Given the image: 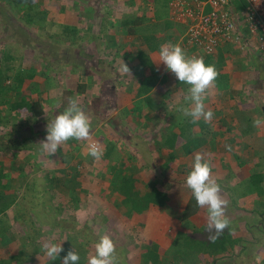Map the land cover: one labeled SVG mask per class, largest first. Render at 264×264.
Here are the masks:
<instances>
[{
    "label": "rangeland",
    "instance_id": "obj_1",
    "mask_svg": "<svg viewBox=\"0 0 264 264\" xmlns=\"http://www.w3.org/2000/svg\"><path fill=\"white\" fill-rule=\"evenodd\" d=\"M27 1L29 6L15 7L0 0V71L4 73L5 88L3 96L0 95L3 97L0 101L4 100L0 102L3 149L0 161H5L7 176L0 182L9 186L4 190L5 199L13 205L9 214L18 217V220L5 219L11 226L7 233L10 242L5 245L0 234L3 242L0 264L4 261L62 264L66 251L73 247L80 260L88 264V257L95 255L96 241L105 234L115 243V264H264V201L247 190L244 173L241 176L240 149L231 148L230 154L209 153L207 148L198 152L205 153V158L211 161L213 178L227 187L228 191L222 190L221 195L227 201L228 227L231 235L241 242L223 256L215 257L199 253L196 250L199 247L191 246L187 238V235L191 237L190 242L203 238L201 232L208 228L207 209L197 205L186 184L193 154L183 155L181 146V154L171 159L169 149L174 147L166 148L164 138L173 132L170 124L175 118L180 117L190 129L200 127L199 122H193L178 110L181 105L175 104L181 100L180 104L189 105L185 100L188 86L182 84L176 88L179 93L174 98L176 102L170 100L171 104L167 95H159L160 100L167 99L165 106L162 103L160 109L153 111L151 101L156 104L157 92L152 96L148 92L143 100L138 90L141 68L125 62L123 57L125 50L149 52L150 45L159 52L160 45L166 42L180 43L188 55L195 54L188 50L179 29L173 31L176 37L170 36L172 28L167 26L170 21L156 23V7L161 3L155 0ZM165 4L164 0V8ZM170 8L176 22L175 10ZM30 12L37 19L31 24L26 22ZM114 34L118 37L116 44L110 37ZM109 46H113V52ZM156 57L159 59L158 54ZM125 66L128 71L124 70ZM28 75L40 79V93L27 92L30 86L35 87L33 84H23V91L8 90V86L19 83L17 79ZM63 80L69 83L67 88L81 94L74 97L70 88H63ZM208 92L205 100L210 98L211 90ZM68 97L77 98L90 117L92 135L85 140L84 147L88 150L89 143L96 142L109 155L95 159L84 150L80 154L84 155L82 161L72 164L70 169H57L62 161L60 152L70 147H65L64 142L48 158L39 144L46 137L48 120L64 110L61 105L67 106ZM22 98L36 105L35 109L13 110V105ZM17 141H21V147L16 145ZM220 142L225 144L223 140ZM25 148L31 151H24ZM123 168L130 169L134 178L120 187V182L115 184V176L122 174L129 178L127 169ZM59 175L61 178L56 181ZM121 188L141 194L155 189L166 194L168 201L161 206L151 196L147 210L128 217V207L122 201L126 196ZM189 206L195 213L186 215ZM50 241L62 244L64 249L55 261L45 255L44 245ZM183 241L190 245L184 256L177 252L178 245L185 246Z\"/></svg>",
    "mask_w": 264,
    "mask_h": 264
},
{
    "label": "crops",
    "instance_id": "obj_2",
    "mask_svg": "<svg viewBox=\"0 0 264 264\" xmlns=\"http://www.w3.org/2000/svg\"><path fill=\"white\" fill-rule=\"evenodd\" d=\"M170 10L171 8H169V10L166 11L165 16L162 17L161 19H157L155 18V16L154 18L156 23L170 21L171 24L170 28H172L170 32L172 35L170 36L173 37L174 35L176 37L173 31L176 29L182 31L181 28L183 26L172 19V16L170 15ZM140 16L141 15H139V17ZM110 37L111 40L113 39V43L117 42L118 37H116V34H114V36L110 35ZM112 47L113 46H109L111 52H113ZM190 51L192 52V50ZM157 54H158V49L155 50L151 49L149 52L138 50V53H133L132 50H125L123 57L125 58V62L128 61L133 62L135 64H138L139 66L138 68H141L142 76L140 77L139 80L142 82L141 85L138 87L139 91L142 84L146 81L149 82L150 78L156 74L157 82L154 86H152L148 95L152 96V94L157 92L156 94L158 96L156 99L157 101L155 100V103L160 109L162 103H163V107L165 106L164 101L166 102L167 99L169 101V104H171L170 100L174 99L179 93L178 91H176L177 90L176 88L178 86H182V84L184 83L180 82L175 77V75L173 76L169 75L170 72L166 70V67L163 64H157L159 62V59L156 57ZM190 55L191 54H189V56ZM213 57H214V61H216L215 62L216 69L219 74L216 80L214 81V83L212 84V86L210 87L211 90L210 98L204 101L206 105V110H210L214 113L212 120L208 122H205L203 119L197 121V123L199 122L200 127H197V129L194 130V126L192 127L190 125V127L193 128L190 129L189 127H187L188 125H186L185 122L179 120L180 117L178 119L175 118V120L173 119L170 126L171 129H173V132L179 135V139L177 144H175L174 146L166 145L165 147L166 148L174 147V149H172L173 151L169 149V152L171 153L170 156H172L173 154L174 155L181 154L180 148L181 146H183L182 144H184V142L183 143L181 142L182 140L181 132L183 128L186 127V131H189L194 138L202 137L205 139L204 145L201 148L197 149L195 152L207 148L209 153L224 151L225 153L230 154L229 152H232V149L229 150L228 148L229 145L234 150L240 149L241 176L244 173L245 175L244 178H246L245 180L247 181V183L252 182V180H255L254 185L256 187L257 186L264 187V123L260 124L259 126H254L253 123V121L256 119L264 118V55L256 52L255 50H252L250 52L240 51L239 49H237L235 45L225 44L222 47H220L215 54H213ZM203 58L204 60H207L209 56L204 55ZM214 61L210 62L209 64H213ZM29 78L31 79H26L24 85L26 84V86H30V84H33L35 85V87L30 86L29 91L27 92L32 93L33 91H36L40 93V89L38 87L40 79L35 75ZM62 84H63V88L66 85L70 86L67 80L66 81L63 80ZM24 85L21 87L19 91H23ZM78 87H79V83L77 85V91H78ZM69 88H67L66 86V89ZM69 91H71L72 94L75 93L74 97L77 95L79 96L81 94L80 91L73 92L71 88ZM148 95L143 94L142 97L144 101H145V97ZM159 95L160 96L167 95L166 97L167 99L160 100L158 98ZM174 100L176 102V99ZM180 102L181 100L175 104L182 105L180 104ZM42 106L44 107V105ZM64 108L65 106L61 105V109ZM226 108H229L231 113H227L228 109ZM41 117L42 116H40V118ZM164 119L166 120L168 118H165L164 116ZM198 130H201V133H198ZM220 140L225 141V144L220 142ZM20 142L19 141L16 142V145H19V147H21ZM71 143L69 141H66L64 143L65 147L69 146L70 148H68V150L66 151L64 150V152H60L62 161L60 164L57 165V169H64V168L70 169L72 167V164H75L83 160L84 155L80 156V154L84 152V150L89 152L84 147V145L86 144L85 140L73 139ZM219 146L227 147V148L226 149L221 148L217 150L218 149L217 147ZM29 148L32 149L34 147L30 146ZM29 148L27 149L25 148L24 151H31V149ZM2 150L3 149L0 146V159H2L1 156ZM58 151L59 150H57V152ZM72 153H77V155H74ZM47 154H48L47 157L49 158L52 157L55 153L53 154L47 152ZM71 158H73V161H69L71 160ZM84 161L89 162V160H84ZM98 161L99 160H96V162ZM4 165H5V161L1 160L0 168L2 167L5 172ZM180 165L178 163V166ZM51 168H53L54 170L53 164L51 165ZM253 193H255L254 196L257 195L261 196V199L264 201L263 193L260 194L258 191H254ZM2 243L3 242H1L0 240V245H2Z\"/></svg>",
    "mask_w": 264,
    "mask_h": 264
},
{
    "label": "clouds",
    "instance_id": "obj_3",
    "mask_svg": "<svg viewBox=\"0 0 264 264\" xmlns=\"http://www.w3.org/2000/svg\"><path fill=\"white\" fill-rule=\"evenodd\" d=\"M158 56L157 64H163L180 82L188 85L185 100L190 103L188 106L181 105L178 110L191 117L193 122L201 119L205 122L211 121L214 113L206 110L204 101L219 74L216 66L206 63L202 56H189L180 43L161 44ZM124 70L129 69L125 66ZM253 123L254 126H259L264 123V118L256 119ZM91 128L90 117L80 106L79 100L68 97L64 110L54 119L48 120L46 137L39 145L43 152L54 154L59 146L69 139L89 140L92 135ZM228 148L231 150L230 145ZM88 150L95 159H100L104 154L103 146L96 142L90 143ZM205 157V153H193V163L187 174L186 184L192 190L197 205L206 207L209 239L215 240L229 226L230 221L225 215L227 201L221 195L222 187L213 178L211 161ZM95 249V255L88 257V264H115V243L110 236H100L95 243ZM44 251L46 256L55 261L60 258L64 249L62 244L50 241L44 245ZM79 260L80 255L73 247L66 251L62 264H77Z\"/></svg>",
    "mask_w": 264,
    "mask_h": 264
},
{
    "label": "built area",
    "instance_id": "obj_4",
    "mask_svg": "<svg viewBox=\"0 0 264 264\" xmlns=\"http://www.w3.org/2000/svg\"><path fill=\"white\" fill-rule=\"evenodd\" d=\"M171 6L194 55L215 54L225 44L264 55V0H176Z\"/></svg>",
    "mask_w": 264,
    "mask_h": 264
},
{
    "label": "trees",
    "instance_id": "obj_5",
    "mask_svg": "<svg viewBox=\"0 0 264 264\" xmlns=\"http://www.w3.org/2000/svg\"><path fill=\"white\" fill-rule=\"evenodd\" d=\"M3 1L8 2L15 7H21L22 5H28V6L30 5L29 1H27V0H3ZM155 1L157 2V4L161 3V4H159L160 5L159 7L158 6L156 7V12H155L156 18L161 19L162 17L165 16L167 9L169 10L171 0H165V3H166L165 8L163 6L164 0H155ZM189 1H191V0H189ZM140 20H143V18L140 17ZM35 21H37L35 15L30 12L26 17V22L31 24V23H34ZM167 26H170V23L167 24ZM181 30H183V29H181ZM180 32H182V31H180ZM150 48L153 49V46L150 45ZM207 56H209V58H207V60H205L206 63L209 64L210 62L214 61L213 54H209ZM215 62L216 61H214L213 64L216 66ZM3 75H4V73L2 71H0V95H2V96L5 93V92H2V90L5 89L4 85L2 84ZM30 76L33 77V75H28V77H30ZM19 77L20 76H18L17 78H19ZM21 77H23V78H21ZM21 77L19 80L17 79V81H19V83L17 82L18 85L15 84L14 86H11V87L8 86L7 87L8 90L19 91L21 89V87L23 86L25 80L28 78L27 76H26V78L24 76H21ZM156 82H157V80H156V74H155L150 78L149 82L146 81L142 84L140 91H139V94L142 95V94H147L148 92H150V89L152 88V86H154L156 84ZM0 98L3 99V97H0ZM2 102H4V101H2ZM35 106L36 105H33L30 102L26 101V98H22L21 100H19V102H17V104L13 105V110L17 109L18 107H22L24 109L26 108V109H29L32 111L35 109ZM151 107L155 111L158 109L157 104L152 103V101H151ZM189 119H191V117H189ZM181 133H182L181 138L183 140H185L184 144L182 146L183 155H189L204 145L205 139L202 137L194 138L189 131H186V127L183 128ZM178 139H179V135L174 133V132H171V135H169L166 139L164 138L165 145L174 146L175 144H177ZM72 141H73V139L69 140L70 143ZM108 155H109V153L104 151L103 157H107ZM176 157H177V155H174V154L171 156V158L173 160H175ZM123 169L125 170L127 168H123ZM125 171H127L129 173V178H126L127 176H124L122 174L121 175L118 174L115 176L116 177L115 184L118 185V182H120L121 183L120 187H122L126 184H129V182L132 181L131 178H134L132 176V174L130 173V169H127ZM60 172H63V171H60ZM6 177L7 176L5 175L4 170L1 167L0 168V180L5 179ZM57 178L58 179L56 181H58L61 178V175H59ZM254 181L255 180H252V182L248 183L247 190L249 192H252V193L254 191H258L260 194L261 193L264 194V187L263 186H257L256 187L254 185ZM8 187L9 186L6 183L0 182V227H1L0 234L3 235L5 245L10 242V238H9L7 233L9 231V228H11L10 224H8V222L5 219L18 220L17 215L11 216L9 214V210L12 208L13 205H12V203H9L5 199L4 190L6 191V189ZM221 187H222L223 191H228L227 187H224L222 185H221ZM229 190L231 191V189H229ZM71 192H74V191H71ZM245 192H246V190H245ZM121 193H124L126 196V198H124L122 201H123L124 205L126 207H128V210H129V214L127 215L128 217H131L132 213H135V212L143 213L145 210H147L149 208V205L152 203L151 196L153 198H155L154 203L161 205V206L165 205L168 201V197L166 194L155 191V189H152V191H149L148 192L149 194L148 193L141 194L139 191H137V192L133 191V189L132 190L131 189L130 190H124L121 188ZM239 195L241 196V192L239 193ZM232 199L235 201V198L233 196H232ZM193 213H195V211H190V206H189L187 208L185 214L189 215V214H193ZM201 233H202L203 238L198 239V241L195 240L193 242H190L189 238H191V237H189L187 235L189 243H192L191 246H193L195 248L199 247L198 249H196L199 253L203 252V253H207L210 255H214L215 257L218 255L223 256V254L230 251L231 249H233L236 245H238L241 242V239H236L231 235V228L230 227H227L226 229H224L222 234L218 238H216L215 240L209 239L208 228H204ZM182 243L185 246H182V244H181V245H178V248H177L178 249L177 252H181V254H183L185 249L190 248V245H186L185 241H183ZM195 248H193V249H195ZM183 256H184V254H183ZM2 264H12V263L8 262V261L7 262L4 261ZM77 264H84V261L79 260L77 262Z\"/></svg>",
    "mask_w": 264,
    "mask_h": 264
}]
</instances>
